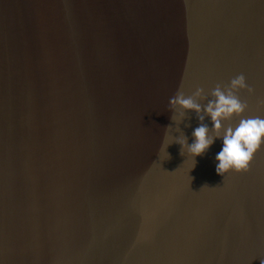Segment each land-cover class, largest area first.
Returning a JSON list of instances; mask_svg holds the SVG:
<instances>
[{
  "label": "water",
  "instance_id": "95a60500",
  "mask_svg": "<svg viewBox=\"0 0 264 264\" xmlns=\"http://www.w3.org/2000/svg\"><path fill=\"white\" fill-rule=\"evenodd\" d=\"M239 75L224 128L264 118V0H0V264H264V147L219 175L170 105Z\"/></svg>",
  "mask_w": 264,
  "mask_h": 264
},
{
  "label": "clouds",
  "instance_id": "9594fccd",
  "mask_svg": "<svg viewBox=\"0 0 264 264\" xmlns=\"http://www.w3.org/2000/svg\"><path fill=\"white\" fill-rule=\"evenodd\" d=\"M242 89H246L249 93L254 92V89L249 87L246 77L239 75L231 80L230 85H217L211 92L213 99L206 105L202 106L197 101V98L204 96L203 89H198L193 96L188 97L183 92H178L170 100L174 110H183L179 112L181 118L186 111H195L202 122L193 130L194 140L191 144H188L185 138L177 141L187 148L191 156H202L217 139L222 140V148L215 156L216 172L219 175L230 170L237 172L249 170L254 154L264 147V118L259 116L244 118L235 127L224 128L223 121L242 116L248 108V105L237 95ZM205 115L212 121L211 129L203 123ZM212 132L215 135L210 134Z\"/></svg>",
  "mask_w": 264,
  "mask_h": 264
}]
</instances>
